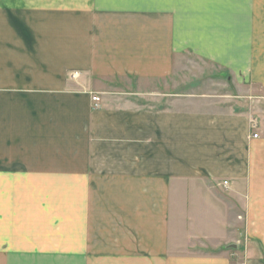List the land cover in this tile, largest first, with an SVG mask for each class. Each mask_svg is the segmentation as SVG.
Instances as JSON below:
<instances>
[{
	"label": "crops",
	"instance_id": "crops-1",
	"mask_svg": "<svg viewBox=\"0 0 264 264\" xmlns=\"http://www.w3.org/2000/svg\"><path fill=\"white\" fill-rule=\"evenodd\" d=\"M187 56L264 96V0H0V264H264V101L103 96Z\"/></svg>",
	"mask_w": 264,
	"mask_h": 264
},
{
	"label": "rangeland",
	"instance_id": "rangeland-1",
	"mask_svg": "<svg viewBox=\"0 0 264 264\" xmlns=\"http://www.w3.org/2000/svg\"><path fill=\"white\" fill-rule=\"evenodd\" d=\"M228 76L227 70L206 61L197 60V56H187L176 61L173 75L168 80V84L157 88L159 96L150 97L149 94L140 96L139 91H148V88L140 89L133 83L134 81L113 82L108 85L107 93L103 96L110 100L118 99V102L155 109L163 108L178 95H189V97L196 98L200 96V99L209 102L210 106L218 104L219 106H216L219 108L235 107L236 110L248 107L254 109L259 102L264 101L263 94L254 86L244 87L243 91L248 89L245 94L238 90L235 93ZM161 94H165V96L162 97ZM104 97L100 98V105Z\"/></svg>",
	"mask_w": 264,
	"mask_h": 264
},
{
	"label": "built area",
	"instance_id": "built-area-1",
	"mask_svg": "<svg viewBox=\"0 0 264 264\" xmlns=\"http://www.w3.org/2000/svg\"><path fill=\"white\" fill-rule=\"evenodd\" d=\"M91 102H92V108L94 109V110H97V109H99L100 108V98H99V96H97V95H93L92 94V96H91ZM253 138H257V135H253ZM223 186H226L227 185V183L226 182H223V184H222Z\"/></svg>",
	"mask_w": 264,
	"mask_h": 264
},
{
	"label": "water",
	"instance_id": "water-1",
	"mask_svg": "<svg viewBox=\"0 0 264 264\" xmlns=\"http://www.w3.org/2000/svg\"><path fill=\"white\" fill-rule=\"evenodd\" d=\"M230 248H235V246L234 245H232V246H229Z\"/></svg>",
	"mask_w": 264,
	"mask_h": 264
}]
</instances>
